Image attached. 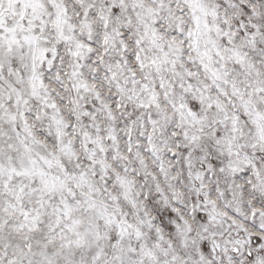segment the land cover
Segmentation results:
<instances>
[{"label":"snow or ice","instance_id":"obj_1","mask_svg":"<svg viewBox=\"0 0 264 264\" xmlns=\"http://www.w3.org/2000/svg\"><path fill=\"white\" fill-rule=\"evenodd\" d=\"M0 264H264V0H0Z\"/></svg>","mask_w":264,"mask_h":264}]
</instances>
